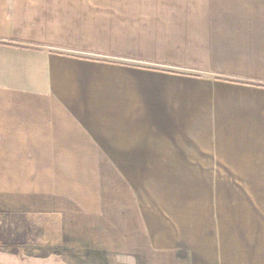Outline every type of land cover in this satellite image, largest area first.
Instances as JSON below:
<instances>
[{
  "label": "crops",
  "instance_id": "1",
  "mask_svg": "<svg viewBox=\"0 0 264 264\" xmlns=\"http://www.w3.org/2000/svg\"><path fill=\"white\" fill-rule=\"evenodd\" d=\"M103 161L264 194V0H0V197L96 215Z\"/></svg>",
  "mask_w": 264,
  "mask_h": 264
},
{
  "label": "rangeland",
  "instance_id": "2",
  "mask_svg": "<svg viewBox=\"0 0 264 264\" xmlns=\"http://www.w3.org/2000/svg\"><path fill=\"white\" fill-rule=\"evenodd\" d=\"M193 178L192 188L188 181L186 201L172 196L185 190L174 189L170 176H161L155 183L153 176H124L105 163L96 215L71 204L57 205L52 199L40 206L36 198L0 197V264L216 262L214 257L204 259L211 251L218 252L221 264H264V206L249 204L251 200L264 203L256 200L263 192L221 191L217 175ZM234 196L240 200L238 208ZM154 199L162 200L161 207H142V201L153 205ZM171 199L188 204L179 208L184 213L176 215ZM154 208L156 214H149Z\"/></svg>",
  "mask_w": 264,
  "mask_h": 264
}]
</instances>
